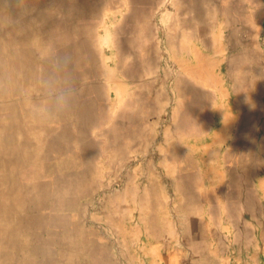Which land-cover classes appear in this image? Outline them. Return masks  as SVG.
<instances>
[{
  "label": "crops",
  "instance_id": "0c3cea01",
  "mask_svg": "<svg viewBox=\"0 0 264 264\" xmlns=\"http://www.w3.org/2000/svg\"><path fill=\"white\" fill-rule=\"evenodd\" d=\"M0 264H264V0H0Z\"/></svg>",
  "mask_w": 264,
  "mask_h": 264
},
{
  "label": "clouds",
  "instance_id": "9594fccd",
  "mask_svg": "<svg viewBox=\"0 0 264 264\" xmlns=\"http://www.w3.org/2000/svg\"><path fill=\"white\" fill-rule=\"evenodd\" d=\"M66 98L64 97V96H62V95H60V96H57L56 97V103L58 104V105H61V106H63V105H65L66 104ZM39 111L41 112V113H45L46 111H47V109L46 108H41V109H39Z\"/></svg>",
  "mask_w": 264,
  "mask_h": 264
}]
</instances>
